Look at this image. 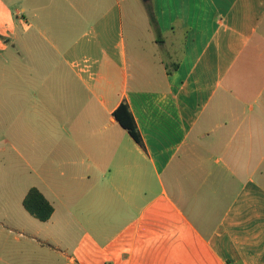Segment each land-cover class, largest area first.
I'll return each mask as SVG.
<instances>
[{
    "label": "crops",
    "instance_id": "0c3cea01",
    "mask_svg": "<svg viewBox=\"0 0 264 264\" xmlns=\"http://www.w3.org/2000/svg\"><path fill=\"white\" fill-rule=\"evenodd\" d=\"M20 1L31 64L0 105L30 93L35 180L0 214V262L264 264V0ZM138 6L151 50L125 35Z\"/></svg>",
    "mask_w": 264,
    "mask_h": 264
},
{
    "label": "rangeland",
    "instance_id": "374dc122",
    "mask_svg": "<svg viewBox=\"0 0 264 264\" xmlns=\"http://www.w3.org/2000/svg\"><path fill=\"white\" fill-rule=\"evenodd\" d=\"M22 6L23 4L20 0H0V32L14 34V38L11 39L9 37L11 39L10 42L6 44L0 43V84L7 87H14L16 84L15 71L17 66L15 58L17 55L19 57L18 52H20V58H23L22 68L30 67L31 64L29 34L23 33L19 24H14L18 19L16 16L18 11H20L19 18H23L21 13ZM149 24L150 18L145 8L138 6L133 14L127 13L124 30L127 39L129 36L134 44H138V37H143V40L140 41L141 46L145 45L151 50L150 43H148L150 33L146 31V27ZM15 35L19 38L16 44ZM22 40L25 42L23 43ZM4 101L5 104L2 103L0 105V214H4L6 209L11 210L12 214H14L18 213L19 201L22 198L20 197L21 193L27 189V185L32 184L35 180L32 174L30 138L33 120L32 103L30 93L27 94L23 107L20 105L16 107L14 93L5 94ZM21 107L23 111L19 118L16 119L15 108L20 109ZM45 115L46 117L49 116L47 112ZM16 128L23 134L29 132L28 140L17 141ZM0 264L3 263L0 262Z\"/></svg>",
    "mask_w": 264,
    "mask_h": 264
},
{
    "label": "trees",
    "instance_id": "16d2710c",
    "mask_svg": "<svg viewBox=\"0 0 264 264\" xmlns=\"http://www.w3.org/2000/svg\"><path fill=\"white\" fill-rule=\"evenodd\" d=\"M151 22L156 23L153 14L149 13ZM114 116L119 124L128 131L131 137L139 144H142V139L138 131L135 119L131 113L129 106L126 103H122L118 109L114 112ZM24 208L33 217L41 222L48 221L54 208L51 203L43 196V194L36 188H31L23 200Z\"/></svg>",
    "mask_w": 264,
    "mask_h": 264
}]
</instances>
